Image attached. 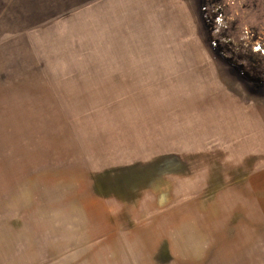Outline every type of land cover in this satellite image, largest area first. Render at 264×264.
Here are the masks:
<instances>
[{
  "label": "rangeland",
  "instance_id": "1",
  "mask_svg": "<svg viewBox=\"0 0 264 264\" xmlns=\"http://www.w3.org/2000/svg\"><path fill=\"white\" fill-rule=\"evenodd\" d=\"M102 1L0 0V264H264V0L164 2L151 82L106 80L87 34L53 84L9 45Z\"/></svg>",
  "mask_w": 264,
  "mask_h": 264
},
{
  "label": "crops",
  "instance_id": "2",
  "mask_svg": "<svg viewBox=\"0 0 264 264\" xmlns=\"http://www.w3.org/2000/svg\"><path fill=\"white\" fill-rule=\"evenodd\" d=\"M177 0H106L100 3H96L91 8L89 6L81 8L74 18L66 20L67 25L65 28H57L56 25H50L48 28H42L33 32L20 33L16 35L14 40L9 41L11 48H21L24 50L23 59L27 61V67H32L40 74V78L45 80L44 82L51 83L49 68L51 64L44 59V54L48 50L51 56L57 54L53 50L57 51L59 45L74 39L81 34L86 35V41L88 43H96L98 46L97 51L103 57V63L101 68L104 72L111 75H105L109 80L114 82L117 80L136 82L138 79L136 76H132L129 72H135L138 74L146 73L145 78H140L141 81H152L151 79V67L153 60L151 59L150 52L143 50L147 48L149 51L151 48V41L146 34L151 37L156 33H162L166 20L162 18L161 5L164 2H176ZM158 8L160 11H158ZM97 25H100L96 28ZM169 25V24H168ZM167 25V26H168ZM93 27V29H91ZM93 32V34L91 33ZM99 34L101 37L94 36ZM49 35V36H47ZM89 35L92 40H90ZM145 37L142 39V36ZM47 36V37H46ZM58 41L56 45L53 44ZM72 42V51L74 52ZM79 41V38H78ZM144 42V43H143ZM102 43V46L99 45ZM78 45H81L80 42ZM1 47V46H0ZM77 58V64H75V75L68 76L71 84H84L88 80L83 78L86 75V59L82 62L81 51L74 52ZM74 56V55H73ZM106 57V60L105 58ZM34 58V62H33ZM144 61H141L143 60ZM37 60V61H35ZM146 60V61H145ZM168 60V55L164 57L165 70L173 66L181 68L179 65H171ZM73 66V65H72ZM42 70H39V69ZM149 68V69H148ZM111 76V78H109ZM191 74L188 76L190 78ZM48 78V79H47ZM185 77H181L179 81H183ZM46 84V83H45ZM54 88V85L52 86ZM55 89V88H54ZM221 117L234 116L235 112H229L220 108ZM217 112V113H219ZM210 118L215 120L211 115ZM207 120V117L202 114L193 120L192 123L202 125ZM198 127V126H197ZM197 130L196 127H194ZM118 194L121 190H116Z\"/></svg>",
  "mask_w": 264,
  "mask_h": 264
},
{
  "label": "flooded vegetation",
  "instance_id": "3",
  "mask_svg": "<svg viewBox=\"0 0 264 264\" xmlns=\"http://www.w3.org/2000/svg\"><path fill=\"white\" fill-rule=\"evenodd\" d=\"M214 1L217 2V0H214ZM235 1L242 3L244 0H235ZM257 28H258V30L253 29V30H255V32H249V34H255L256 32L258 34H260L259 31L264 30V27H257ZM256 41H257V44L255 46V51H257V53H262L264 55V45H263V43L261 41H259L258 39H256Z\"/></svg>",
  "mask_w": 264,
  "mask_h": 264
}]
</instances>
